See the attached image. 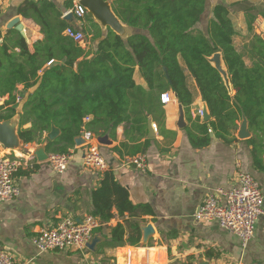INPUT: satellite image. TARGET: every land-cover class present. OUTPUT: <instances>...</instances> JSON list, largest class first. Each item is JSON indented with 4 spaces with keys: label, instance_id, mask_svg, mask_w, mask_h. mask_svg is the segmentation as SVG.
I'll list each match as a JSON object with an SVG mask.
<instances>
[{
    "label": "trees",
    "instance_id": "16d2710c",
    "mask_svg": "<svg viewBox=\"0 0 264 264\" xmlns=\"http://www.w3.org/2000/svg\"><path fill=\"white\" fill-rule=\"evenodd\" d=\"M112 1L113 11L124 23L145 32L124 40L110 28L104 32L87 16L93 27V35H87L96 44L94 52L65 34L71 24L54 4L47 0H27L20 5L19 13L40 25L44 38L34 43L31 52L26 38L12 28L0 43V96H8L6 104L0 106V119L17 114L18 85L30 88L41 81L23 104L21 124L32 123L29 131L38 143L53 125L60 128L61 134L48 140L49 152H68L84 129L98 137L108 131L113 134L121 124L138 133L131 139L140 140L148 133L149 115L163 113L158 109L162 106L160 95L166 87L171 88L190 117L196 98L188 83L191 75L213 117L206 122H200V118L191 121L188 134L193 144L208 145L212 132L231 140L230 135L238 130L245 115L252 131L248 141L254 163L264 170V37L252 34L240 50L235 43L237 30L230 10L222 3L214 7V17L204 32L194 27L205 12L206 0ZM70 5L68 1L67 7ZM244 11L248 31L253 32L256 15L264 17V1ZM215 52L222 53L231 91L208 60ZM246 56L251 64L246 62ZM52 59L53 64L46 68L50 78L45 79L39 71ZM136 67L148 89L137 86ZM87 116L91 117L89 121ZM160 125L163 127V123ZM196 132L204 136L199 137ZM150 144L149 139L143 143L137 141L129 153H145ZM93 201L94 214L103 221L113 217V207L120 216L153 213L150 205L134 204L129 190L109 170L104 172L101 186L93 191ZM132 226L140 231L139 222ZM125 229L122 224L114 227L110 243L124 245ZM128 241L138 245L140 238L132 236Z\"/></svg>",
    "mask_w": 264,
    "mask_h": 264
},
{
    "label": "crops",
    "instance_id": "0c3cea01",
    "mask_svg": "<svg viewBox=\"0 0 264 264\" xmlns=\"http://www.w3.org/2000/svg\"><path fill=\"white\" fill-rule=\"evenodd\" d=\"M25 1L27 0L0 1V43L8 30L16 29L15 26L9 25L17 17L25 34L19 32L26 38L29 49L33 52L34 43L43 39L44 34L40 25L33 19L19 13V7ZM47 1L63 13L64 19L73 5L71 0ZM68 1L71 2L69 8ZM107 1L112 7L113 1ZM263 1L206 0L205 12L194 28L201 30L199 25L204 20L209 23L214 17V7L222 3L228 6L238 34L237 21H244L247 27L245 8L259 5ZM91 19L98 23L104 32L107 33L108 28L113 30L110 26L101 25L95 18ZM84 20L74 16L72 22L66 21L76 29L82 30L85 36L93 35L92 23L87 27ZM119 20L123 31L116 33L124 40L145 32L139 27L124 23L120 18ZM257 22L264 26V17L256 15L254 25ZM80 44L87 46L91 52L96 50V44L87 43L86 39ZM51 64L39 71L45 79L50 78L46 68ZM134 79L137 86L148 89V84L138 67L135 69ZM188 83L196 92L190 117L180 105L175 93L170 87H166L164 91L170 92L175 100L168 104L161 102L162 106L158 110H161L162 114L149 115V122L154 128L153 134L148 129L145 137L133 140L131 138L138 133L132 131L130 126L121 124L113 134L108 131L102 136L95 135L108 164V170L113 171L118 182L129 190L131 201L134 204L150 205L153 209L152 214L140 212L134 216L128 213L120 216L117 208L113 207V217L108 221H103L100 216L94 214L93 201V191L101 186L105 171L99 172L85 167L84 141H75L70 148L69 151H74V158L63 173L52 169L46 159L39 160L35 152L40 148H44L48 155L52 153L47 150L48 132L42 136V142L38 143L32 139L29 131L32 123L21 124L23 104L32 92L31 87L18 85L15 91L18 111L9 119L18 146L6 147L0 142V153L19 156L27 150H32L37 159L34 169H21L17 174L16 182L21 189L20 195L12 201L0 204V251L8 250L19 260L32 259L33 264H198L201 258L209 264H264V214L258 219L254 236L245 247L237 235L222 228L217 220L203 222L194 217L207 196L216 195L218 189L227 191L237 184L240 167L255 176L264 193V170L254 163L252 146L248 141L252 137V131L246 139H241L238 135L243 118L239 121L238 130L230 135L231 140L218 136L210 129L212 140L208 145L196 147L193 144L188 134V126L197 118H200V122H206L204 114H199L200 110L210 112L193 76L189 75ZM1 98L0 106L6 104L8 96ZM181 111L184 112L183 120ZM2 121L4 119H0V122ZM84 131L85 129L77 138L82 137ZM196 133L199 137L204 136L201 132ZM104 137L106 142L101 141ZM146 139H149L151 144L145 153H129L137 141L143 143ZM140 154L146 158L147 166L144 170L128 161L130 157ZM262 157L264 158V154ZM88 215H93L102 222L93 235L101 238L95 251L89 249L41 253L32 241L40 229L56 227L65 217L82 221ZM136 222H139L140 233L136 226H132ZM148 223L153 224L155 232L149 243L144 245L142 227ZM118 224L126 228V243L122 246L110 243L112 230ZM132 236L140 238L138 245H132L128 241Z\"/></svg>",
    "mask_w": 264,
    "mask_h": 264
},
{
    "label": "built area",
    "instance_id": "2783aa9c",
    "mask_svg": "<svg viewBox=\"0 0 264 264\" xmlns=\"http://www.w3.org/2000/svg\"><path fill=\"white\" fill-rule=\"evenodd\" d=\"M71 1L73 5L66 14L72 12L77 18L86 16L88 9L81 3V0ZM65 34L78 43H83L86 38L82 30L73 26L67 27ZM53 62L52 59L47 65ZM1 100L0 96V103ZM160 100L163 104H168L175 99L170 92L163 91ZM199 114L203 116V110H200ZM90 119V116L86 117V121ZM83 138L85 167L96 169L99 172L108 170V164L95 135L85 130ZM73 158L74 151H68L50 153L46 160L52 169L63 173ZM36 159L32 150H27L19 156L0 153V204L12 201L20 195L21 189L16 182L17 174L21 169H34ZM128 161L143 170L147 166L145 155L142 154L130 157ZM216 193V195L211 194L206 197L194 217L203 222L217 220L222 228L237 235L245 247L254 236L258 219L264 214V193L260 183L251 172L240 167L237 173V184L227 191L218 189ZM101 225L102 222L93 215L86 216L82 221L65 217L56 227L40 229L32 241L41 253L89 250L88 243L95 230ZM0 264H33V260H19L8 250H1Z\"/></svg>",
    "mask_w": 264,
    "mask_h": 264
},
{
    "label": "water",
    "instance_id": "95a60500",
    "mask_svg": "<svg viewBox=\"0 0 264 264\" xmlns=\"http://www.w3.org/2000/svg\"><path fill=\"white\" fill-rule=\"evenodd\" d=\"M81 3L88 9V15L91 18H95L97 21H99L101 25L110 26L117 33H121L123 31V26L119 18L113 12L110 3L107 0H81ZM65 19L72 22L74 19V14L72 12H70L69 14H66ZM9 26H15V28L18 31H20L23 35L25 34L22 28V25L21 23H19V20L17 17L11 21ZM208 60L220 72L227 88L231 91L232 84L230 81L228 70L225 66V63L222 57V53L215 52L212 56L208 57ZM166 74H167V71H166ZM39 83L40 82H38L36 85L31 87V92H33L38 87ZM183 117H184V112L181 111V120H183ZM210 119H211L210 113L205 111L204 121H209ZM149 129H150V133L153 134L154 128L151 122H149ZM59 135H60V129L57 126L53 125L50 132H48L47 137L49 140H54ZM83 135L82 137L76 139L77 143H81V141H84ZM238 135L241 139L249 138L251 135L250 129L248 127V119L245 115H243V121L240 126ZM101 141L106 142V137L102 138ZM0 142L6 147L14 148L18 146V141L14 133V129L10 126L9 119L0 122ZM35 154L37 155V158L39 160H45L48 158V153L44 148H40L39 150H37V152H35ZM142 230H143L142 243L144 245H147L152 235L155 232V228L152 223H148L147 225L142 227ZM100 240H101L100 237L94 236L92 240L88 243V248L92 251H95ZM113 264H117V263H113ZM198 264H209V263L204 258H201Z\"/></svg>",
    "mask_w": 264,
    "mask_h": 264
},
{
    "label": "rangeland",
    "instance_id": "374dc122",
    "mask_svg": "<svg viewBox=\"0 0 264 264\" xmlns=\"http://www.w3.org/2000/svg\"><path fill=\"white\" fill-rule=\"evenodd\" d=\"M261 2V1H259ZM81 19H85L84 23L87 27H89L91 25V22L89 20H87V17H83ZM244 20V19H243ZM237 28L239 29L238 34L235 36V43L237 45V47L240 50H243L244 46L249 42L250 37L252 36V34H254L256 32V34L258 32H260L261 36L264 37V26L261 25L260 23H255V27L253 32H249L248 31V26L246 27V24L244 23V21H237L236 22ZM199 27L201 28V30L203 29L205 32H207V27H208V23L207 20H204ZM259 34V33H258ZM86 42L90 43V44H94V42L91 40V37L89 35H86ZM246 62L249 64H251V61L249 59L248 56H246Z\"/></svg>",
    "mask_w": 264,
    "mask_h": 264
}]
</instances>
